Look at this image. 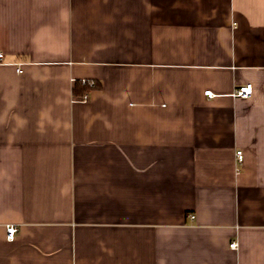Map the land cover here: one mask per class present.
<instances>
[{"label": "crops", "instance_id": "crops-1", "mask_svg": "<svg viewBox=\"0 0 264 264\" xmlns=\"http://www.w3.org/2000/svg\"><path fill=\"white\" fill-rule=\"evenodd\" d=\"M0 51V264H264V0H0Z\"/></svg>", "mask_w": 264, "mask_h": 264}, {"label": "built area", "instance_id": "built-area-1", "mask_svg": "<svg viewBox=\"0 0 264 264\" xmlns=\"http://www.w3.org/2000/svg\"><path fill=\"white\" fill-rule=\"evenodd\" d=\"M4 58H5V54L0 51V64H2L4 62ZM17 72L20 74L23 72L21 67L17 68ZM87 82H83V84H85ZM253 92V85L252 84H247L244 86H241L234 94L235 97H241V98H248L252 95ZM205 95L209 98H213L214 94L211 91H207L205 92ZM81 101L86 102L88 101V96H83ZM237 158H238V162L242 163L243 162V152L242 151H238L237 152ZM194 218V217H192ZM18 233V228L16 226H8L7 227V239L9 241H14L16 238V235ZM230 247L232 249H237L238 248V244L236 242L232 243L230 245Z\"/></svg>", "mask_w": 264, "mask_h": 264}, {"label": "trees", "instance_id": "trees-1", "mask_svg": "<svg viewBox=\"0 0 264 264\" xmlns=\"http://www.w3.org/2000/svg\"><path fill=\"white\" fill-rule=\"evenodd\" d=\"M98 87L97 83H94V85H92L91 83H85L83 84L82 82H76V86H75V93L77 96H85L87 94V92L92 91L93 89H96Z\"/></svg>", "mask_w": 264, "mask_h": 264}]
</instances>
